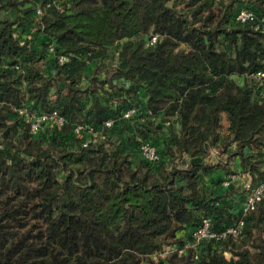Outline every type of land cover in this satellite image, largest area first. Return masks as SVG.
I'll return each mask as SVG.
<instances>
[{
  "label": "trees",
  "instance_id": "16d2710c",
  "mask_svg": "<svg viewBox=\"0 0 264 264\" xmlns=\"http://www.w3.org/2000/svg\"><path fill=\"white\" fill-rule=\"evenodd\" d=\"M244 7L264 15V0H0V264H264L263 202L196 260L185 246L202 217L221 232L241 216L212 148L264 181V33L235 21ZM22 106L65 123L31 134ZM75 125L94 129L86 146Z\"/></svg>",
  "mask_w": 264,
  "mask_h": 264
},
{
  "label": "built area",
  "instance_id": "2783aa9c",
  "mask_svg": "<svg viewBox=\"0 0 264 264\" xmlns=\"http://www.w3.org/2000/svg\"><path fill=\"white\" fill-rule=\"evenodd\" d=\"M36 14H40V9H36ZM256 14L249 8H241L235 14V21L238 23H248L253 22L256 19ZM253 28L264 33V15L258 16L257 21L254 22ZM156 40V35H153L150 39V43ZM67 60L66 56H60L59 61L64 62ZM257 76L264 77V70L257 73ZM135 111L134 107H130L123 113V117H129ZM18 115H20L25 122L29 124V131L31 134L37 133L40 129L46 127L49 129H56L65 123V118L59 114L57 110L50 113L41 114H30L28 112L27 106H22L18 110ZM113 123L112 119H107L104 122L105 127H110ZM74 133L82 137L81 144L86 146L91 138L95 136V131L92 127H84L81 125L74 126ZM140 155L148 161H156L159 158L156 147L148 143H142L139 146ZM233 183L238 185L239 188L244 192L242 194V200L239 203V209L241 211V216L235 222L234 225L225 228L221 232H216L211 229V220L209 217H202L199 224L193 228L191 231V240L187 243L186 247H191L194 249L193 260L198 258V249L201 246L203 240L215 239L219 240L226 237L228 234L236 237L243 226V217L246 213L253 210L256 205L260 202L264 203V181L259 183H254L251 177L246 173L231 172L225 180L222 181L221 185L228 186ZM182 250H180L181 252Z\"/></svg>",
  "mask_w": 264,
  "mask_h": 264
},
{
  "label": "rangeland",
  "instance_id": "374dc122",
  "mask_svg": "<svg viewBox=\"0 0 264 264\" xmlns=\"http://www.w3.org/2000/svg\"><path fill=\"white\" fill-rule=\"evenodd\" d=\"M28 37V36H27ZM139 40V37H133L131 38V41L133 43H136L137 41ZM146 40V38H145ZM119 47L116 46V48H112L113 51H116V49ZM234 78L237 80V82L239 83H242L243 79L241 77H237V76H234ZM231 149V148H230ZM229 149V150H230ZM228 150V151H229ZM249 151V150H248ZM247 151V152H248ZM229 152H222L220 149H216V148H212L211 149V153H210V157L208 158V160L210 162H215V161H220L222 163H225L226 164V167L231 170V171H235V172H238V173H241L243 174L242 172V169L240 168V160L238 157L236 156H228ZM239 169V170H238ZM220 176V175H219ZM222 177V176H221ZM218 179V175L216 176L215 175V178L210 180V182H208V187L212 188V183H214L216 180ZM214 186V185H213ZM215 186L217 187L216 189L214 188L215 191H218V192H223L224 190L223 189H220L218 188V186L215 184ZM235 187H233L231 190L233 191V194H235V201H239L237 203H240L241 202V198H242V194H244V192L239 188L238 185H234ZM233 197V196H232ZM229 256V254L227 255Z\"/></svg>",
  "mask_w": 264,
  "mask_h": 264
},
{
  "label": "crops",
  "instance_id": "0c3cea01",
  "mask_svg": "<svg viewBox=\"0 0 264 264\" xmlns=\"http://www.w3.org/2000/svg\"><path fill=\"white\" fill-rule=\"evenodd\" d=\"M210 157V155L208 156V158ZM207 161H209L208 159H207ZM216 162H220V161H215L214 163H216ZM213 163V162H212ZM240 168H241V164H240ZM239 170V169H238ZM215 175H220V176H224V174H223V171H221V170H217V171H215V172H213V173H211V174H209V175H207L206 177H205V182H206V184L211 180V178H213V177H215ZM228 254H226V256H227ZM228 257V256H227Z\"/></svg>",
  "mask_w": 264,
  "mask_h": 264
}]
</instances>
